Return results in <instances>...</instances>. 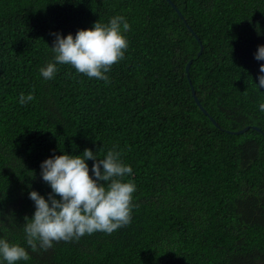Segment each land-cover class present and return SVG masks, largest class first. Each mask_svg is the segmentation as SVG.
Wrapping results in <instances>:
<instances>
[{"label": "trees", "instance_id": "obj_1", "mask_svg": "<svg viewBox=\"0 0 264 264\" xmlns=\"http://www.w3.org/2000/svg\"><path fill=\"white\" fill-rule=\"evenodd\" d=\"M171 1L180 14L168 0H0V236L29 251L17 264H264V0ZM114 15L131 27L108 83L71 65L41 77L50 33ZM113 147L137 186L131 222L32 251L40 161Z\"/></svg>", "mask_w": 264, "mask_h": 264}, {"label": "clouds", "instance_id": "obj_2", "mask_svg": "<svg viewBox=\"0 0 264 264\" xmlns=\"http://www.w3.org/2000/svg\"><path fill=\"white\" fill-rule=\"evenodd\" d=\"M130 27L126 17L114 15L106 23L96 20L75 34L50 33L53 40L48 48L52 56L39 69L41 77L51 80L59 65H71L77 73L108 83L106 73L124 58L128 48L125 33ZM253 55L258 61L264 60V44L258 45ZM254 83L264 90V63L259 65ZM33 99L31 92L20 93L18 103L23 105ZM258 109L264 113V101ZM39 168L50 192H28L34 210L23 224V231L25 243L32 251L47 250L54 242L79 240L97 231L111 234L131 222L135 207L132 194L137 186L133 180L125 179L132 174V167L124 162L117 148L108 149L102 158L89 148L80 154L60 151L40 161ZM29 259V251L23 245L0 236V264Z\"/></svg>", "mask_w": 264, "mask_h": 264}, {"label": "water", "instance_id": "obj_3", "mask_svg": "<svg viewBox=\"0 0 264 264\" xmlns=\"http://www.w3.org/2000/svg\"><path fill=\"white\" fill-rule=\"evenodd\" d=\"M168 2H169V3L171 4V6H172L173 8H175V10L179 13V11H178V9L176 8V6L174 5V3H173L171 0H168ZM179 14H180V13H179ZM189 29H190V28H189ZM190 30H191V29H190ZM201 51H202V45H201V43H200V50L198 51V54H200ZM190 63H191V61H189V62L186 64V67H185V71H186V72H188V69H189ZM192 93L194 94V90H193V88H192ZM196 101H197V103L199 104L197 98H196ZM200 107H201V106H200ZM253 128L259 130V128L255 127V126H253ZM248 129H249V126L243 128L242 130H240V131H238V132H243V131H246V130H248Z\"/></svg>", "mask_w": 264, "mask_h": 264}]
</instances>
